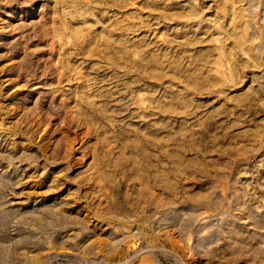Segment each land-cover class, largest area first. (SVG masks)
Wrapping results in <instances>:
<instances>
[{
	"label": "rangeland",
	"instance_id": "1",
	"mask_svg": "<svg viewBox=\"0 0 264 264\" xmlns=\"http://www.w3.org/2000/svg\"><path fill=\"white\" fill-rule=\"evenodd\" d=\"M0 264H264V0H0Z\"/></svg>",
	"mask_w": 264,
	"mask_h": 264
}]
</instances>
